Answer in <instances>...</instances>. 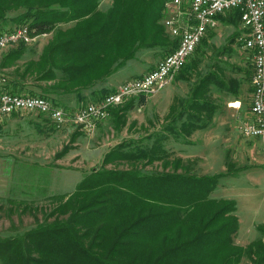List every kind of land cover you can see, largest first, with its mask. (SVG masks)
Masks as SVG:
<instances>
[{
    "label": "trees",
    "instance_id": "16d2710c",
    "mask_svg": "<svg viewBox=\"0 0 264 264\" xmlns=\"http://www.w3.org/2000/svg\"><path fill=\"white\" fill-rule=\"evenodd\" d=\"M103 2L0 0V29L8 20L9 29L27 26L32 36L51 34L38 51L21 41L2 50L0 73L7 88L50 99L72 113L113 92L103 83L139 52L159 49L165 57L176 47L163 24L167 0ZM224 16L241 21L237 9L217 17ZM223 73L220 82L234 80ZM249 74L251 80L253 70ZM148 97L132 96L110 106L105 119L118 132L130 108L144 105ZM216 107L179 101L159 131L119 139L71 193L49 195L35 227L22 233L12 227L15 235L0 240L1 264H264V233L237 244L236 201L212 196L224 173L198 174L180 158L169 157V139L191 143L188 137L201 121L195 111L210 114ZM188 110L191 114L177 124ZM157 162L162 170L146 168Z\"/></svg>",
    "mask_w": 264,
    "mask_h": 264
},
{
    "label": "rangeland",
    "instance_id": "374dc122",
    "mask_svg": "<svg viewBox=\"0 0 264 264\" xmlns=\"http://www.w3.org/2000/svg\"><path fill=\"white\" fill-rule=\"evenodd\" d=\"M166 3L169 8L165 14V20L174 17L178 10L170 4L169 0ZM225 18L226 16L222 19ZM7 21L0 29V34L13 31L9 29L12 28L11 22ZM223 24L216 28L222 30L228 28V32L226 30L227 33L215 39L214 52L216 50L218 56L220 55V59L216 57V61L221 60L230 64V58H233L232 53L237 51L230 49L232 38L234 39L236 34H240L238 37L244 36L246 30H249L241 22L234 23L237 26H232V24L230 26L224 21ZM232 34L235 35L232 36ZM225 36L227 37L224 39ZM47 38L48 34L38 35L32 41V45L30 43L27 45V48H36L38 51L47 44ZM225 40L228 41L225 42ZM239 40L236 38L234 41L238 48L239 46L242 48L240 44L242 39ZM8 48H4V51ZM151 57L161 58V53L155 51L153 54L149 53L148 57L145 55L143 59L145 61ZM144 61L138 62L139 67L134 68L133 71L149 72L148 66L151 60L145 63ZM180 69L177 67L174 70L168 84L174 80ZM229 69H232V65ZM11 70L9 68L2 71L6 74ZM252 70L254 71V66ZM132 74L133 72L127 68L121 74L115 73L111 76V82L114 83L119 76L120 78L131 77ZM158 91L148 95L150 97L144 105L130 108L125 124L118 132H115L112 122L108 119L95 122L94 128L86 132L80 126L71 124L47 132L42 131L39 126L47 121L43 118L40 120L37 118L38 115L27 111L20 112L23 115H18L16 112L14 115L0 116V240H3V237L15 235L12 230L16 228L12 229L13 226L19 227L21 233L22 230L35 227L36 221L42 217L38 209L39 207L45 208L49 204L51 201L49 195L71 193L87 171L101 164L105 152L119 139L159 131L165 124L166 110L162 104L159 108L156 106V95L162 93L161 90ZM71 98L73 97H69L70 102L75 100ZM123 101L126 100L113 104V106ZM236 131L237 139L243 142V146L237 141L233 146L222 142L217 147L214 145L216 143H211L209 136H205L206 139L202 136L200 140L191 136L188 138L196 142L186 143L183 139L172 138L166 142V147L172 152L169 155L170 159L180 158L198 174H228L220 176L212 196L231 198L236 201L239 229L235 235V242L244 246L252 240L262 238L264 233V146L260 148H255V146V149L251 150V146L244 145V143L248 140L258 142L259 138L243 136L238 127ZM160 165L161 163L157 162L146 168L160 171L163 169ZM11 209L13 211L10 217H7ZM259 227H263V230Z\"/></svg>",
    "mask_w": 264,
    "mask_h": 264
},
{
    "label": "built area",
    "instance_id": "2783aa9c",
    "mask_svg": "<svg viewBox=\"0 0 264 264\" xmlns=\"http://www.w3.org/2000/svg\"><path fill=\"white\" fill-rule=\"evenodd\" d=\"M185 2L189 10L186 25L178 24L175 16L164 21V26L172 36L178 38L176 47L149 72L122 83L101 101L88 103L73 113L66 112L55 106L50 99L39 95L12 93L5 85L6 77L0 73V116L30 111L48 116L58 127L71 122L91 130L95 122L109 115L108 110L114 99L148 96L168 84L173 66L182 64L183 57L193 53L205 31L215 27L217 16L237 9L243 26L249 30L248 35L242 39V45L252 52L254 66L251 79L252 118L240 124L238 130L243 136H253L264 141V0H170V4L178 8V11H181L180 7ZM29 34L27 26L1 33L0 47H6V40L20 42L21 35Z\"/></svg>",
    "mask_w": 264,
    "mask_h": 264
},
{
    "label": "crops",
    "instance_id": "0c3cea01",
    "mask_svg": "<svg viewBox=\"0 0 264 264\" xmlns=\"http://www.w3.org/2000/svg\"><path fill=\"white\" fill-rule=\"evenodd\" d=\"M109 1L110 0H104L103 3H109ZM182 6L180 8L181 11L177 10L174 16L178 19V22H180L181 25H186L187 19L189 17V12L186 9L188 7L187 2L182 4ZM166 7L167 9L169 8L168 5ZM164 21L165 19L163 18V24ZM183 21L184 24H182ZM223 21L229 25L232 24V26H237L236 24L230 22L229 19H225ZM223 21L221 20V18L217 17L215 27L207 29L205 31L204 35L202 36L200 42L198 43L193 53L189 56V58H187L186 63L175 75L174 80L167 86L160 89L162 93H157L156 95V106L157 108H159V105L162 104L163 107H165V118L171 106L172 111H176L177 104L179 101L187 102L188 105L200 102L215 103L217 107L215 110L210 111V114H206L204 110L195 111L196 116L200 118L201 121L200 125L194 130L192 136L193 138L195 137L199 140L202 139V136H209V140L211 141V143H216L214 145H216L217 147H219L222 142L228 144L229 146L235 145L237 141L239 142V138L237 139V127L252 118L250 106L252 100L253 87L249 74L252 71L253 64V60L251 58L252 52L244 48L242 43H240L242 48H240V46L238 48L234 41L236 38L237 40L245 38L248 35V31L246 30V34H244V36H239L240 38L238 37V35L240 34H232V36L235 35L234 39L232 38V36L230 37L233 40L230 49H234L235 51L237 50L236 53L231 52L233 58H230V64L222 62L221 60L216 61V57H218L217 59H220V55L218 56L216 50L214 52V46L216 43L215 39L222 37L224 33L228 32V28H225L223 30L220 28H216L217 26L223 24ZM240 22H238L237 24H239ZM223 26L226 25L223 24ZM166 30L167 32H169L168 29ZM169 35L173 40L175 39V41L178 39L177 37L172 36L170 32ZM226 37L227 36H225L224 39ZM230 38L228 40H230ZM50 39L51 34H48L47 43L50 41ZM228 40H225V42H227ZM154 51L160 52L161 58L151 57L149 59L151 60V63L148 66V70H152L157 65V63L164 58L162 50L156 49ZM154 51L144 50L139 52L136 59L129 61L125 66L119 68L113 74H111L103 83V86L114 89L128 80H131L132 78H136L146 73V71L144 70L140 73L137 71L134 72L133 69L139 67L137 66V63L144 61L143 58L145 55H147L148 57L149 53L153 54ZM149 60L147 58L144 63ZM231 65L232 69H229V66ZM127 68L130 69V72H133L131 77L120 78L119 76L117 79H115L114 83L111 82V76H113L115 73L121 74V72ZM222 70L224 71V76H230L234 78V80L231 82H220L218 80V77L222 74ZM108 83L110 84V86ZM164 88L165 90H163ZM69 97H73L71 98V100L75 99L74 95H69ZM73 101L74 100H72V102ZM27 112L30 114L38 115L35 112ZM15 113H13V115ZM22 113L18 112V115H23ZM190 114L191 111L189 110L187 113L182 114L181 119L177 121V124H179V122L184 119L185 115ZM37 118L42 120L41 117ZM47 118L48 117L44 118L47 121L45 122V124L39 125L44 131H54L57 128L62 127L56 126L51 120ZM70 124L75 126L77 125L74 123ZM67 125L69 124H65L63 125V127ZM80 127L86 132L83 126ZM191 141L196 142L193 140ZM239 143L243 146V142ZM244 145H250L251 150H254L255 148H260L264 146V141L261 139H259L258 142H252L251 140H248L246 143H244Z\"/></svg>",
    "mask_w": 264,
    "mask_h": 264
},
{
    "label": "bare ground",
    "instance_id": "6f19581e",
    "mask_svg": "<svg viewBox=\"0 0 264 264\" xmlns=\"http://www.w3.org/2000/svg\"><path fill=\"white\" fill-rule=\"evenodd\" d=\"M240 18V17H239ZM172 34V33H171ZM36 36H32L31 34L29 35H21V42L22 43H29V42H32L34 39H35ZM17 40H6V47L10 44H14L16 43ZM6 47H0V51L3 50L4 48ZM188 56H184L183 59H182V64H177V65H174L173 66V69H172V73L174 72V70L178 67V68H181L183 66V64L186 62V58ZM2 75V74H1ZM171 76V74H170ZM5 77V76H4ZM125 98H117V99H114V103L111 104V106H113V104H117L119 102H121L122 100H124Z\"/></svg>",
    "mask_w": 264,
    "mask_h": 264
}]
</instances>
